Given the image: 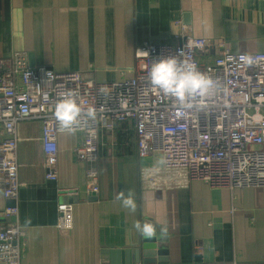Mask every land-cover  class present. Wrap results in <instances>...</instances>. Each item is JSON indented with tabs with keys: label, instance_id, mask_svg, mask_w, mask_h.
I'll return each mask as SVG.
<instances>
[{
	"label": "crops",
	"instance_id": "0c3cea01",
	"mask_svg": "<svg viewBox=\"0 0 264 264\" xmlns=\"http://www.w3.org/2000/svg\"><path fill=\"white\" fill-rule=\"evenodd\" d=\"M178 22L211 43L207 61L220 39L235 54L264 52V0H0V57L19 52L30 67L116 82L134 75L138 46L174 42ZM41 126L38 119L17 126L21 264H101V250L130 247L144 220L164 240L169 261L159 264H264V187L189 180L158 154L141 158L134 125L119 122L99 131L93 194L72 151L83 143L80 132L59 134L58 178L46 179ZM60 203L74 206L70 230L56 226ZM7 206L0 193V228L10 223Z\"/></svg>",
	"mask_w": 264,
	"mask_h": 264
},
{
	"label": "built area",
	"instance_id": "2783aa9c",
	"mask_svg": "<svg viewBox=\"0 0 264 264\" xmlns=\"http://www.w3.org/2000/svg\"><path fill=\"white\" fill-rule=\"evenodd\" d=\"M177 25L174 42L138 46L134 75L116 82L98 83L90 72L30 67L19 52L0 57V193L15 201L3 211L10 223L0 228V264L22 259L17 126L26 119L41 121L47 180L58 178L59 134L83 135L72 151L86 164L93 194L100 189L99 131L119 122L134 125L141 158L158 154L163 167L180 168L189 180L264 187V52L235 54L220 39L207 61L211 43ZM57 212V228L72 229L73 204L60 203Z\"/></svg>",
	"mask_w": 264,
	"mask_h": 264
},
{
	"label": "water",
	"instance_id": "95a60500",
	"mask_svg": "<svg viewBox=\"0 0 264 264\" xmlns=\"http://www.w3.org/2000/svg\"><path fill=\"white\" fill-rule=\"evenodd\" d=\"M15 201H8L14 205ZM164 240L159 235V230L150 221H142L136 229V241L128 248H103L101 264H110V256L113 254V264H156L169 261L167 251L163 247ZM155 259L156 263L149 261Z\"/></svg>",
	"mask_w": 264,
	"mask_h": 264
}]
</instances>
